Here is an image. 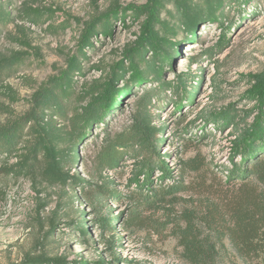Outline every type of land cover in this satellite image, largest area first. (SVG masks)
I'll return each mask as SVG.
<instances>
[{
	"label": "rangeland",
	"instance_id": "rangeland-1",
	"mask_svg": "<svg viewBox=\"0 0 264 264\" xmlns=\"http://www.w3.org/2000/svg\"><path fill=\"white\" fill-rule=\"evenodd\" d=\"M149 5V0H0L7 15L0 22V61H12L0 80V127L22 126L14 151L0 156V264H26L27 257L63 264H185L167 232L128 230L125 220L138 195L160 184L192 181V176H180L181 163L189 158L203 160L208 177L222 182L243 162L236 142L264 121V94L260 101L254 95L258 77L264 76V0H231L221 16L194 14L191 29L180 30L174 6L168 4L159 17L169 28L164 34L172 50L159 79L145 75L139 61H126L141 42ZM151 56L150 51L145 55ZM190 57L196 59L190 78L180 86L175 77L185 72ZM75 60L81 74H74L72 90H55L62 105L58 114L41 103V95L62 81ZM122 66L131 71L112 84L114 91L90 119L82 118ZM148 91L152 124L162 130L156 145L169 176L155 168L149 176L148 171L137 173L151 157L134 147L99 171L93 160L102 139L131 124L139 97ZM34 113L58 137L47 142L55 151L78 152L77 163L62 166L73 177L67 185L46 176L48 160L37 145ZM256 143L263 146L264 138ZM9 169L14 171L7 174ZM105 182L112 183L109 191L115 196L93 194V186ZM196 198L178 197L180 206ZM103 218L113 220L112 232L99 227ZM142 218L164 221L161 212ZM84 220L83 234L77 229ZM226 249L231 251L227 242ZM224 263L229 261L219 264Z\"/></svg>",
	"mask_w": 264,
	"mask_h": 264
},
{
	"label": "trees",
	"instance_id": "trees-1",
	"mask_svg": "<svg viewBox=\"0 0 264 264\" xmlns=\"http://www.w3.org/2000/svg\"><path fill=\"white\" fill-rule=\"evenodd\" d=\"M149 2L148 10L145 11V14L149 16L144 24L141 42L126 54V61L130 65L133 61H139L145 75H152L155 79H159L161 66L172 50V45L164 34L168 28L167 23L162 22L159 17L161 12L166 10L167 5L174 6L176 17L179 19L176 30H180L191 29L194 25L191 20L194 14L210 19L216 18L217 13L221 16L231 0H201L200 5L192 4V0H149ZM137 10L135 9V12ZM6 20L7 15L0 10V22ZM106 29L109 30L110 26ZM170 31L175 32L174 29ZM148 51L153 53V56L146 58ZM80 56L82 59L85 58L84 53H80ZM193 60L196 59L189 58L185 72L176 76L174 83L180 86L186 83L190 78L189 69ZM11 65L12 61H0V80L3 78L2 74L11 69ZM127 71L131 69L122 66L120 74L114 78L111 77L102 86L97 100L92 103L87 109V114L82 118L87 120L94 115L97 106L102 105L114 91L112 84L117 83L120 76ZM75 73L81 74L79 62L76 60L70 63L61 82L55 83L50 90L42 93L41 103L45 106L51 105L58 114L62 113V105L59 103L55 90L70 93L75 83L73 78ZM255 87L254 95H257V100L260 101L264 94V76L258 77ZM137 102L136 114L131 124L121 132L106 135L102 139L94 155L93 163L99 171H104L116 164L123 149L134 147L140 154L151 157V160L146 158L141 163L140 171L137 173L148 171L149 176L152 168H155L164 176H169L167 165L161 160L162 157L156 145L158 140L155 137L162 130L152 124V115L149 111L152 106L151 92H145ZM31 120L37 124L35 133L38 148L48 160L46 176L53 181L69 184L73 177L69 175V172H63L62 166H73L77 163L79 159L77 150L70 148L55 151L51 146V143L58 138L54 131L41 122L35 113L31 116ZM21 134V125L0 127V156L10 155L14 151L20 142ZM261 138H264V121L257 122L251 129L248 128L236 142L237 151L243 162L229 170V177L225 182L217 181L213 176L210 179L209 170L206 169L203 160L198 157L183 161L180 176L183 179L192 176V181L187 184L180 181L171 186L160 184L154 189H149L148 195H138L134 201V207L125 220L126 228L152 230L156 234L167 232V235L175 240L176 246L181 249V259L185 264H219L223 261H229V264H264V145L260 146L256 143L257 139ZM48 141L51 143L48 144ZM158 144L161 142L159 141ZM13 171L9 169L7 174ZM148 180L152 185L153 182L149 177ZM208 180H211L209 184ZM76 183H82V181L78 180ZM111 184L105 182L102 185H94L93 194L107 198L115 196L116 193L109 191ZM183 194L194 195L198 199L196 198L193 203L186 206H180L178 197ZM146 212H161L164 221L142 218V214ZM85 222L86 220L81 221L77 229L83 234L86 232ZM99 224L102 230L107 229L111 232L114 230L112 219H99ZM226 242L230 246L229 252L226 249ZM26 264L63 263L42 257L36 259L27 257Z\"/></svg>",
	"mask_w": 264,
	"mask_h": 264
},
{
	"label": "bare ground",
	"instance_id": "bare-ground-1",
	"mask_svg": "<svg viewBox=\"0 0 264 264\" xmlns=\"http://www.w3.org/2000/svg\"><path fill=\"white\" fill-rule=\"evenodd\" d=\"M188 47H192V45H191V46H188ZM188 47H187V48H188Z\"/></svg>",
	"mask_w": 264,
	"mask_h": 264
}]
</instances>
